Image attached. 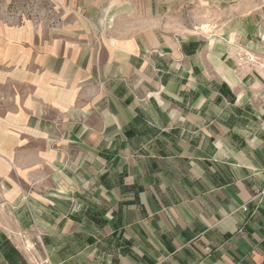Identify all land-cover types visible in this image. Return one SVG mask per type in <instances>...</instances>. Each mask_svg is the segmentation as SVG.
Returning a JSON list of instances; mask_svg holds the SVG:
<instances>
[{
  "label": "crops",
  "instance_id": "0c3cea01",
  "mask_svg": "<svg viewBox=\"0 0 264 264\" xmlns=\"http://www.w3.org/2000/svg\"><path fill=\"white\" fill-rule=\"evenodd\" d=\"M0 264H264V0H0Z\"/></svg>",
  "mask_w": 264,
  "mask_h": 264
},
{
  "label": "built area",
  "instance_id": "2783aa9c",
  "mask_svg": "<svg viewBox=\"0 0 264 264\" xmlns=\"http://www.w3.org/2000/svg\"><path fill=\"white\" fill-rule=\"evenodd\" d=\"M242 210L246 212V208H242Z\"/></svg>",
  "mask_w": 264,
  "mask_h": 264
}]
</instances>
